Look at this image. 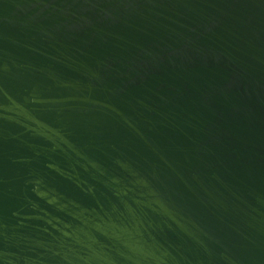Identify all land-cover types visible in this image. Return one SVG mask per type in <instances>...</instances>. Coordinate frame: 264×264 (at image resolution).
Segmentation results:
<instances>
[{
	"label": "water",
	"instance_id": "1",
	"mask_svg": "<svg viewBox=\"0 0 264 264\" xmlns=\"http://www.w3.org/2000/svg\"><path fill=\"white\" fill-rule=\"evenodd\" d=\"M0 264H264V0H0Z\"/></svg>",
	"mask_w": 264,
	"mask_h": 264
}]
</instances>
